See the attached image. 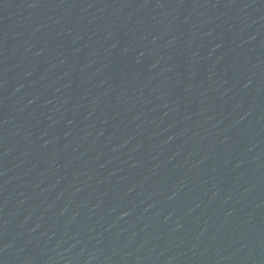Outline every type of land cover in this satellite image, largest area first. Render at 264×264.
Returning <instances> with one entry per match:
<instances>
[{"label":"water","instance_id":"obj_1","mask_svg":"<svg viewBox=\"0 0 264 264\" xmlns=\"http://www.w3.org/2000/svg\"><path fill=\"white\" fill-rule=\"evenodd\" d=\"M0 264H264V0H0Z\"/></svg>","mask_w":264,"mask_h":264}]
</instances>
